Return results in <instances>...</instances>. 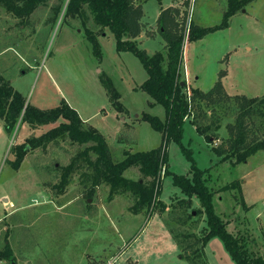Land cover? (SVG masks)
I'll return each instance as SVG.
<instances>
[{
    "label": "rangeland",
    "instance_id": "obj_1",
    "mask_svg": "<svg viewBox=\"0 0 264 264\" xmlns=\"http://www.w3.org/2000/svg\"><path fill=\"white\" fill-rule=\"evenodd\" d=\"M136 3L143 12L136 44L152 56L163 51L165 44L157 30L163 10L174 7L180 22L185 19L196 26L213 27L222 20L228 0ZM65 13L66 3L59 5L55 0L38 7L26 19L15 18L0 6L1 75L36 108L48 110L64 101L86 125L105 137L115 162H121L127 152L159 148L162 135L143 121L142 115L163 120L165 113L160 105L150 106L151 98L140 90L147 73L138 57L119 51L111 31L96 26L89 15L83 24ZM85 29L95 34L99 57ZM183 71L189 88L208 92L220 81L229 96L263 97L264 0L250 2L230 19L228 28L200 41L186 40ZM108 78L119 93L122 110L111 104L103 85ZM201 112L205 115L198 121L201 127L220 119L219 130L209 133L211 144L189 123L190 115L183 125L181 145L170 141L165 149L167 164L156 197L165 210L157 205L137 214L131 211L134 197L129 193L110 197L109 186L96 188L94 196L87 199L79 172L59 193L55 186L60 184L62 168L81 151L67 141L30 150L20 168L13 170L9 164L15 159L11 149L61 121L34 129L18 124L8 133L0 120V248L8 243L17 264H190L169 231L193 234L195 237L186 242L193 244L206 227L205 216L195 212L184 222L200 204L193 198L191 208H184L180 201L187 197L173 185L174 175L190 174L188 150L200 170L210 169L206 177L216 192L214 211L228 222V232L245 235L254 251L264 255V150L245 163L220 162L211 148L228 139L226 126L234 124L237 112L230 103L209 108L201 105ZM249 127L251 138L264 140L260 118H253ZM165 167L169 174L163 176ZM125 175L142 177L137 168ZM233 181L240 182L242 192L236 202L229 193L218 192ZM241 197L248 209L242 207ZM202 258L206 264H235L217 237L208 241Z\"/></svg>",
    "mask_w": 264,
    "mask_h": 264
},
{
    "label": "trees",
    "instance_id": "obj_2",
    "mask_svg": "<svg viewBox=\"0 0 264 264\" xmlns=\"http://www.w3.org/2000/svg\"><path fill=\"white\" fill-rule=\"evenodd\" d=\"M50 1L0 0V6L15 18L26 19L38 7ZM55 1L59 5L66 3L65 16L81 19L83 24L85 17L89 15L96 26L111 31L119 51H130L138 57L147 73V79L140 86V90L151 98L150 106L160 105L165 113L163 120L143 113L142 120L162 135L163 143L159 148L147 152H127L121 162H115L105 137L97 129L86 125L78 113L64 101L58 107L48 110L36 108L26 103L25 98L0 73V120L3 121L8 133H11L18 124H26L34 129L61 121L56 127L40 136L28 138L25 143L11 149L15 159L9 164L13 170L17 171L20 168L30 150L46 149L50 144L67 141L71 145L81 147V151L62 168L60 184L55 186L59 193H63V189L69 185L73 174L79 172L87 199L94 196L96 188L102 185L109 186L110 197L124 193L132 195L135 202L131 211L137 214L141 209L146 208L150 211L157 205L160 206L161 211L165 210L164 204L156 201L162 169L167 164L165 149L170 141L181 145L183 125L190 115L192 119L189 123L196 126L198 133L211 144L213 137L209 133L219 130L220 119L201 127L198 121L205 116L201 112V105L209 108L230 103L237 112L234 124L226 126L228 139L223 144L211 148L220 158V162L245 163L257 152L264 150V140L258 137L251 138L249 127L250 121L255 117L260 118L264 123V96L260 98L229 96L220 81L208 92L190 88L188 95L183 71L185 41H200L210 33L228 28L230 19L254 0H228L222 20L213 27L196 26L191 20L187 22L185 19L180 22L179 11L174 7L163 10L157 19V30L162 35L165 45L163 51L156 52L152 56H147L136 44L143 27L142 8L136 0ZM56 8L60 9V6ZM85 32L95 46V54L99 57L95 34L87 29ZM103 85L112 106L122 110L119 93L113 87L111 80L108 78ZM186 153L191 161L190 174L174 175L173 185L187 197L186 200L180 201L184 208H191L193 198L200 204V209H192L184 222L190 220L192 213L195 212L198 216H205L206 227L202 236L193 244L186 243L195 237L193 234L178 233L169 229L181 249V256H185L190 264H206L202 258L203 249L211 238L217 237L223 242L235 264H264V255L254 251V247L250 245L245 235L244 237L228 232V222L214 211L213 199L216 192L210 189L206 177L210 169L200 170L191 158L190 152L187 150ZM132 168H137L142 177L139 179L127 177L125 173ZM168 174L169 171L165 167L163 176ZM144 179H150V184H146ZM240 188V182L233 181L219 188L218 192L229 193L236 202L238 195L242 194ZM240 200L242 207L248 209L243 197ZM0 261L17 264L8 243L0 248Z\"/></svg>",
    "mask_w": 264,
    "mask_h": 264
},
{
    "label": "crops",
    "instance_id": "obj_3",
    "mask_svg": "<svg viewBox=\"0 0 264 264\" xmlns=\"http://www.w3.org/2000/svg\"><path fill=\"white\" fill-rule=\"evenodd\" d=\"M245 12V11H244ZM246 13V12H245ZM237 15V14H236ZM232 19V18H231ZM142 23V22H141ZM143 26V25H142ZM165 43V42H164ZM165 45V44H164ZM164 48V47H163ZM248 50H251V48H248ZM187 73H188V71H187ZM254 98H256V97H254ZM85 122V121H84ZM246 200V199H245ZM246 203H247V200H246ZM0 263L1 264H7L6 262H4V261H0Z\"/></svg>",
    "mask_w": 264,
    "mask_h": 264
},
{
    "label": "built area",
    "instance_id": "obj_4",
    "mask_svg": "<svg viewBox=\"0 0 264 264\" xmlns=\"http://www.w3.org/2000/svg\"><path fill=\"white\" fill-rule=\"evenodd\" d=\"M188 85H189V82H188ZM187 92H188V95H190V88L189 87L187 88ZM110 264H112V263H110Z\"/></svg>",
    "mask_w": 264,
    "mask_h": 264
}]
</instances>
